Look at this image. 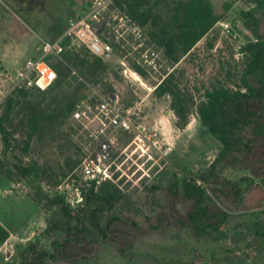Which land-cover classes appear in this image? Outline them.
I'll list each match as a JSON object with an SVG mask.
<instances>
[{"label": "rangeland", "instance_id": "1", "mask_svg": "<svg viewBox=\"0 0 264 264\" xmlns=\"http://www.w3.org/2000/svg\"><path fill=\"white\" fill-rule=\"evenodd\" d=\"M26 1L33 8L43 4L44 10L39 5L38 12L20 13L10 1L0 0V86L3 73L15 72L29 58L39 55L41 38L52 40L62 35L68 21L85 15L95 2L88 0L83 9L71 14L58 10L61 0ZM177 1L186 0H170L162 7L173 33L176 32L173 15ZM211 1L218 23L176 65L143 28L147 48L152 47L159 54L156 70L143 66L138 41L126 29L117 28L118 21L114 20V15L124 13L111 4L93 22L98 33L113 44L111 59L97 66L88 51L70 52L63 59V74L55 85L17 96L13 123H19L24 114L53 112L70 102L76 103V109L60 127L42 139L28 140L23 133H15L9 141L0 136V223L10 233L0 248V264H20L28 250H31L29 261L37 259L43 251H53L55 257L45 264H264V238H258L247 227L258 220L264 226V214L255 216L249 194L245 205L230 208L229 221L212 236L195 238L181 230H168L139 238L124 233L106 240L85 219L86 232L81 246L69 248L63 254L54 250V243L66 238L65 209L83 207L80 194L89 185L80 167L86 157L96 156L100 141L108 139L111 145L109 175L117 174L123 192L112 213L140 227L155 221L158 213L155 202L164 201L167 185L185 177H197L216 159L221 144L202 123L197 106L191 112L188 126L179 129L171 109L173 96L159 98L154 94L155 88L170 74L174 75V83L192 95L196 104L215 86L233 90L241 86L246 66L241 48L255 39L245 25L242 12L254 5L249 0ZM256 17L259 34L264 36V11H257ZM221 23H229L231 32H226ZM119 29L123 37L116 32ZM135 65H140L146 74H138ZM99 95L118 99L123 109L138 105L136 130L110 129L107 137L97 138L89 124ZM5 103L0 105V117ZM77 110L86 115L77 119L74 116ZM243 135L238 133L237 137ZM76 161L78 165L72 168ZM34 162L48 171L47 180L35 173L22 175L19 167H29ZM222 175L238 181L246 189L252 181L257 182L248 170L225 168Z\"/></svg>", "mask_w": 264, "mask_h": 264}, {"label": "trees", "instance_id": "2", "mask_svg": "<svg viewBox=\"0 0 264 264\" xmlns=\"http://www.w3.org/2000/svg\"><path fill=\"white\" fill-rule=\"evenodd\" d=\"M169 1L114 0L113 5L133 22L146 28L149 38L163 48L166 57L176 65L215 27L219 17L211 0L177 1L173 15L176 32L173 33L162 13V7ZM249 1L254 7L242 12V15L246 27L255 39L249 40L241 48V53L246 58V66L241 86L237 90L215 86L207 90L204 99L196 104L192 95L174 83L172 74L154 90V94L159 98L167 94L173 96L171 109L179 129L188 126L191 112L197 106L202 123L221 144L216 159L197 177H185L167 185L164 188V201L155 202L158 208L155 221L146 227H140L136 222L112 213L123 195L116 173H112L110 179L100 185L92 182L82 189L83 207L79 210L65 209L66 238L62 242L54 243L56 252L63 254L69 248L81 246L83 234L86 232L85 219L106 240H112L124 233L139 238L168 230H181L190 236L201 238L221 231L232 216L229 211L232 206L245 205L250 200L255 216L264 214V36L259 34V20L256 17L257 11H264V0ZM64 45L66 51L62 60H49L58 73V79L63 74V59L65 60L70 52L80 54L82 50L88 51L83 47H69V40H66ZM90 55L95 59L97 66L104 64L101 58L91 53ZM135 71L142 76L146 74L140 65H135ZM31 90L21 91L6 100L4 112L0 117V136L6 141L15 133H23L28 140L35 137L42 139L54 128L60 127L76 109V103L70 102L53 112L24 114L19 123H13L12 111L17 96H25ZM36 90L41 91L38 88ZM8 129H12V132ZM242 132L244 135L237 137V134ZM29 145L28 142L27 147ZM78 163L74 162L72 168ZM19 168L24 176L35 173L38 178L47 180L48 171L37 162L29 167ZM225 168L248 170L257 182H251L248 192L238 181L229 180L222 175ZM248 194L251 197L247 200ZM59 200L64 202L62 197ZM82 213L85 215H81ZM247 227L253 229L258 238H264L262 221H254L252 225L247 224ZM9 237V231L0 223V248ZM29 251L31 250L27 251L24 261L20 264H45L55 257L53 251H43L37 259L29 261Z\"/></svg>", "mask_w": 264, "mask_h": 264}, {"label": "built area", "instance_id": "3", "mask_svg": "<svg viewBox=\"0 0 264 264\" xmlns=\"http://www.w3.org/2000/svg\"><path fill=\"white\" fill-rule=\"evenodd\" d=\"M111 4H114V0H95L85 15L68 21L65 31L60 37L54 40L42 39L38 47L39 55L37 57L29 58L24 66L15 72L3 73L0 86V105L7 98L21 91L37 88L45 90L55 83L58 79V73L49 60H62V55L66 51L64 45L66 40L70 42L69 47H83L103 61L111 59L114 53L112 42L103 38L93 25L101 10ZM114 20L118 21L117 28L119 27L122 31L126 29L138 41L137 47L142 50L141 60L143 66L148 70H156L159 54L152 47L147 48L148 42L143 28L125 14L114 15ZM221 25L226 32H231L232 27L229 23H221ZM120 29L116 32L123 37L124 33H121ZM144 48L146 50H143ZM138 109V105L123 109L118 99L99 95L98 103L92 111L94 116L90 119L89 125L96 133L97 138L100 136L107 137L110 129L133 132L136 130L135 119L139 115ZM84 115H86V112L80 110H77L74 114L77 119ZM97 150L96 156L89 155L86 157L80 167L86 173L87 185L92 182L100 185L110 179L107 163L111 155V145L108 139L100 141ZM80 201H84L82 194H80Z\"/></svg>", "mask_w": 264, "mask_h": 264}, {"label": "crops", "instance_id": "4", "mask_svg": "<svg viewBox=\"0 0 264 264\" xmlns=\"http://www.w3.org/2000/svg\"><path fill=\"white\" fill-rule=\"evenodd\" d=\"M10 1L13 6L15 7V10L17 12H20V13H29V11L32 13V11H39V8H41L40 6H42V8L40 10H44L43 9V4H38L37 8H33V7H30L28 2L26 0H8ZM88 0H61L59 1V6L60 8L58 10H60L62 12V10H64L63 12H70L71 14L77 12V11H80L81 9H83L84 5H86ZM40 5V6H39ZM18 9V10H17ZM29 15V14H28ZM20 16V14L18 15ZM21 17V16H20ZM43 38H41L42 40ZM40 40V41H41Z\"/></svg>", "mask_w": 264, "mask_h": 264}, {"label": "water", "instance_id": "5", "mask_svg": "<svg viewBox=\"0 0 264 264\" xmlns=\"http://www.w3.org/2000/svg\"><path fill=\"white\" fill-rule=\"evenodd\" d=\"M95 127H97V126H95Z\"/></svg>", "mask_w": 264, "mask_h": 264}]
</instances>
